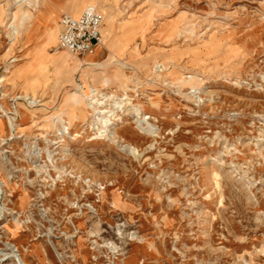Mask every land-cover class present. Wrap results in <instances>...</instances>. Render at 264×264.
Wrapping results in <instances>:
<instances>
[{
  "label": "rangeland",
  "instance_id": "374dc122",
  "mask_svg": "<svg viewBox=\"0 0 264 264\" xmlns=\"http://www.w3.org/2000/svg\"><path fill=\"white\" fill-rule=\"evenodd\" d=\"M0 264H264V0H0Z\"/></svg>",
  "mask_w": 264,
  "mask_h": 264
},
{
  "label": "built area",
  "instance_id": "2783aa9c",
  "mask_svg": "<svg viewBox=\"0 0 264 264\" xmlns=\"http://www.w3.org/2000/svg\"><path fill=\"white\" fill-rule=\"evenodd\" d=\"M59 22L57 48L83 55L103 46V14L95 6H87L77 17L62 12Z\"/></svg>",
  "mask_w": 264,
  "mask_h": 264
},
{
  "label": "crops",
  "instance_id": "0c3cea01",
  "mask_svg": "<svg viewBox=\"0 0 264 264\" xmlns=\"http://www.w3.org/2000/svg\"><path fill=\"white\" fill-rule=\"evenodd\" d=\"M65 13H68V12H65ZM68 14H70V13H68ZM101 31H102V28H101ZM102 34H103V32H102ZM59 35V34H58ZM56 47H57V45H56ZM57 49H59V48H57ZM99 46H97L92 52H90V53H86V54H92V53H97L98 51H99ZM60 50H63V49H60ZM86 54H83V55H77L78 57L79 56H82V57H84Z\"/></svg>",
  "mask_w": 264,
  "mask_h": 264
},
{
  "label": "bare ground",
  "instance_id": "6f19581e",
  "mask_svg": "<svg viewBox=\"0 0 264 264\" xmlns=\"http://www.w3.org/2000/svg\"><path fill=\"white\" fill-rule=\"evenodd\" d=\"M80 6H81V5H80ZM88 6H95L97 9H99L96 5H88ZM82 12H83V11H82ZM82 12H81V13H82ZM74 13H75V12H74ZM81 13H80V14H81ZM70 14H71V13H70ZM78 14H79V13H75V14H71V15L77 17V16L80 15V14H79V15H78Z\"/></svg>",
  "mask_w": 264,
  "mask_h": 264
}]
</instances>
